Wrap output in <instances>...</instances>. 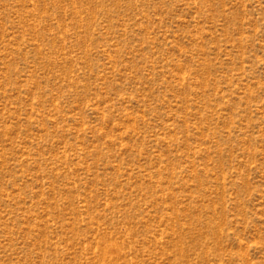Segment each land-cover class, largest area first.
<instances>
[{
	"label": "rangeland",
	"instance_id": "1",
	"mask_svg": "<svg viewBox=\"0 0 264 264\" xmlns=\"http://www.w3.org/2000/svg\"><path fill=\"white\" fill-rule=\"evenodd\" d=\"M0 264H264V0H0Z\"/></svg>",
	"mask_w": 264,
	"mask_h": 264
}]
</instances>
